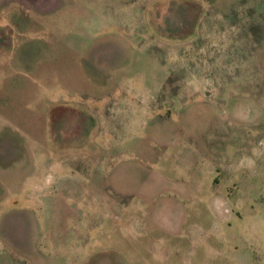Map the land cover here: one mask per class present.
<instances>
[{
  "label": "rangeland",
  "instance_id": "1",
  "mask_svg": "<svg viewBox=\"0 0 264 264\" xmlns=\"http://www.w3.org/2000/svg\"><path fill=\"white\" fill-rule=\"evenodd\" d=\"M0 8V264H264V0Z\"/></svg>",
  "mask_w": 264,
  "mask_h": 264
},
{
  "label": "crops",
  "instance_id": "2",
  "mask_svg": "<svg viewBox=\"0 0 264 264\" xmlns=\"http://www.w3.org/2000/svg\"><path fill=\"white\" fill-rule=\"evenodd\" d=\"M2 1H5V0H2ZM6 1H8V0H6ZM1 9V8H0ZM3 9V8H2Z\"/></svg>",
  "mask_w": 264,
  "mask_h": 264
}]
</instances>
